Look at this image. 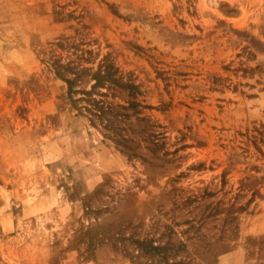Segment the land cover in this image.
Segmentation results:
<instances>
[{"label":"rangeland","instance_id":"1","mask_svg":"<svg viewBox=\"0 0 264 264\" xmlns=\"http://www.w3.org/2000/svg\"><path fill=\"white\" fill-rule=\"evenodd\" d=\"M0 264H264V0H0Z\"/></svg>","mask_w":264,"mask_h":264},{"label":"trees","instance_id":"2","mask_svg":"<svg viewBox=\"0 0 264 264\" xmlns=\"http://www.w3.org/2000/svg\"><path fill=\"white\" fill-rule=\"evenodd\" d=\"M54 64L58 67H66L67 69H72L74 72V74L77 76H79V74H81V70H78L77 67H75V64L74 63H61L59 59H56L54 60ZM72 64L74 66H72ZM114 66L113 64H111V62L109 60H104L100 65H99V68L97 71H94L91 73V76H93L96 80H97V83L100 82H105V81H110V80H116L115 78H113V70ZM58 70V73L62 76V78H64L70 85L71 87V84H73V82H75V78H71L69 75H66L65 73L61 72L59 69ZM90 68H85L84 71H89ZM94 86H96L95 84L93 85V88ZM70 91H73L71 88H70ZM91 90H85L84 93L88 94L90 93ZM96 106L99 107V111L100 113H96L100 118H103L105 115H107V113L111 110H113L112 106H104V105H99L96 103ZM97 109V108H95ZM98 111V110H97ZM106 121V122H105ZM113 119L111 118H107L106 120H104V125L107 126V127H110L111 126V123H112Z\"/></svg>","mask_w":264,"mask_h":264}]
</instances>
